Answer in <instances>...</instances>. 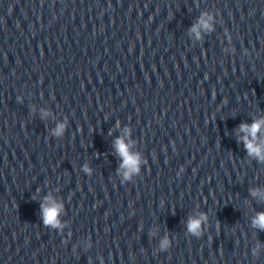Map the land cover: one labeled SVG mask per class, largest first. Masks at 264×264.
Returning a JSON list of instances; mask_svg holds the SVG:
<instances>
[{"label":"clouds","instance_id":"1","mask_svg":"<svg viewBox=\"0 0 264 264\" xmlns=\"http://www.w3.org/2000/svg\"><path fill=\"white\" fill-rule=\"evenodd\" d=\"M211 17L205 18V15H202L198 22L193 25L191 31L196 34L199 38V29L201 27L205 29H210L211 25L208 23V20ZM47 115V113H45ZM264 127V119L256 120L251 125L241 124L239 126V131L243 132L245 135L240 137L243 140L245 147L247 149L248 155L256 158L260 162H264V143H257V134L261 131V128ZM65 125L63 123L59 124L55 130L56 135H61L64 131ZM128 134V130H125V135ZM114 147L116 152L123 159L121 164V169H127L124 173L125 179L130 178L132 173H137L139 171V156L132 154L129 150L130 146L126 143L123 136L116 138L114 141ZM84 171L91 174V170L85 166ZM253 196H257L259 193L256 190H253L251 193ZM264 198V196H262ZM63 210V205L57 203L49 195L44 198V202L41 204V217L45 227L60 228L63 227L59 220V215ZM207 220L205 214H200L198 217H190L187 222V230L190 234L199 237L202 234V222ZM252 226L257 227L261 230H264V212L257 213V215L252 220ZM170 242L165 239L161 242V250H167Z\"/></svg>","mask_w":264,"mask_h":264}]
</instances>
